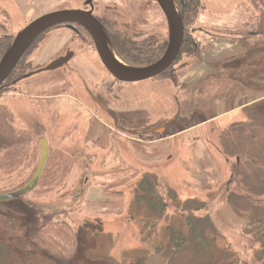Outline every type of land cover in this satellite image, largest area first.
<instances>
[{
    "label": "rangeland",
    "instance_id": "1",
    "mask_svg": "<svg viewBox=\"0 0 264 264\" xmlns=\"http://www.w3.org/2000/svg\"><path fill=\"white\" fill-rule=\"evenodd\" d=\"M87 1L0 0V23L13 39L38 16ZM198 1L185 13L195 56L149 80H115L77 24L25 51L0 88V193L30 179L41 140L48 156L34 188L0 202V264H264V0ZM90 3L120 60L132 45L154 47L134 53L139 62L164 52L155 0ZM44 217L61 256L31 247ZM171 231L189 241L176 255L164 247Z\"/></svg>",
    "mask_w": 264,
    "mask_h": 264
},
{
    "label": "water",
    "instance_id": "2",
    "mask_svg": "<svg viewBox=\"0 0 264 264\" xmlns=\"http://www.w3.org/2000/svg\"><path fill=\"white\" fill-rule=\"evenodd\" d=\"M155 1L165 16L169 32L165 51L155 62L139 67L125 64L110 49L103 26L92 14L91 10L78 8L58 9L44 13L31 20L10 40L11 43L0 58V86L15 68V64L18 63L25 51L34 43L36 38L50 28L62 24H66L65 26L69 28H73L71 26L72 24H77L88 32L100 62L116 80L123 83H135L147 79L149 80L160 75L173 64L177 57L183 40L184 26L182 18L176 9L174 0ZM70 57L71 54L59 57L48 63L44 69L50 70L60 67L65 64ZM28 75L30 74L25 76ZM40 145V159L30 179L16 190L0 193V202L17 199L28 193V191L37 184L48 156L47 141L41 140Z\"/></svg>",
    "mask_w": 264,
    "mask_h": 264
},
{
    "label": "trees",
    "instance_id": "3",
    "mask_svg": "<svg viewBox=\"0 0 264 264\" xmlns=\"http://www.w3.org/2000/svg\"><path fill=\"white\" fill-rule=\"evenodd\" d=\"M198 6H199V1L198 0H177V7H178V9H180L179 10V14H180L184 24L188 23L186 21L187 20V16H186L185 13L189 14L191 12L192 13L193 12L194 13L197 12V9H198L197 7ZM55 27H57V26H54L52 28H55ZM52 28H50V29H52ZM7 31H8V26L4 23V21H1V23H0V58L3 55V52L7 49V47L11 43L10 39H12V36H9V33ZM44 33H42L38 38H36L35 41H37ZM140 46L141 47H139L137 45L130 46V49H131V51L133 53V54L131 53L132 55L128 54V52L125 50V53L128 56H126L123 61L126 64H128L130 66H135V67L149 65V64L155 62L157 59H159L160 56L163 53V52H159L158 56L155 59H153L152 61H150V62H139V61L136 60V56H134V53L135 54H139V53L142 54V53H146V51L152 52V49H154V47H152V44H151V46H150V44L149 45L145 44V45H140ZM191 52H193V53H191ZM194 54H196V50H195L194 46H191V42L187 39V37L184 36L181 48H180V50H179V52L177 54V57L175 58L174 63L166 71H172L173 72L177 67L182 65L181 63H182L183 56L189 58V57H194L195 56ZM148 55H143V57H146ZM22 57H21V59H22ZM20 60L18 61L17 64H15L16 65L15 68L12 70V72L9 74V76L6 77V80L3 82V84H5L8 81H10L11 77H13V75L15 74L16 70L19 67ZM187 63H190V62L187 61ZM187 63H185L183 65L185 66ZM139 184L142 186V188L147 187V190H149V186L147 185V183L141 181ZM147 193H149V191H147ZM135 198L137 199V201L139 203L147 202V204L149 205L150 208L157 209L160 212H164L166 210V208H167V205L160 204V203L156 202L154 197L150 198L148 196V198H147V197L143 196V194H141V196L137 195ZM159 214H161V213H159ZM54 215H56V214L54 213ZM50 216H52V214ZM43 221H44L43 224L41 226L38 225V227L35 229V231L33 232L32 236L30 238L31 241H32L31 247H33L34 249H37V251L40 252V253H42L43 251L44 252L48 251L51 254L56 255V256L63 255L60 252L62 248L52 245V243L54 242L53 239H52V241H49V240L45 239V237H44L45 236V232L44 231L46 229H49V231H50L54 227L52 222H50L51 221L50 218L48 219L47 217H44ZM187 221H188V223L190 225H192L194 227V230H196V227L194 225L195 222L193 221V223H192V220L189 219V217L187 218ZM193 233H194L193 238L195 239V241L199 240L201 235H198L195 232H193ZM168 234H169L168 238H167V245L168 246L164 245V247H168L170 250L173 249V254L174 255L178 254L180 251H182L183 249H185V247H187L189 245L188 244L189 241L186 238L187 236L185 237L181 233L175 232V231H173V232L171 231ZM202 241H203V238H202ZM74 244H75V240H74L72 246H74Z\"/></svg>",
    "mask_w": 264,
    "mask_h": 264
},
{
    "label": "flooded vegetation",
    "instance_id": "4",
    "mask_svg": "<svg viewBox=\"0 0 264 264\" xmlns=\"http://www.w3.org/2000/svg\"><path fill=\"white\" fill-rule=\"evenodd\" d=\"M91 0H88L87 2H86V4H85V7L83 8V9H85V10H91L92 11V13H93V9H92V5H91ZM87 7H89V9L87 8ZM80 9V8H79ZM94 15V14H93ZM95 16V15H94ZM96 17V16H95ZM97 19H98V17H96ZM98 21L100 22V24L102 25V23H101V21L98 19ZM183 21V20H182ZM103 26V25H102ZM183 26H184V34H183V39H184V36L185 37H187V28L185 27L186 26V24H184L183 23ZM73 27V26H72ZM72 29V28H71ZM103 29H104V27H103ZM105 31V30H104ZM169 33V32H168ZM227 37V36H226ZM225 37V38H226ZM190 40V42H191V46H194V48L196 49V47H197V43H195L194 41H192V39H191V37H188ZM167 41H168V38H167ZM182 42H183V40H182ZM166 45H167V42H166ZM181 45H182V43H181ZM166 48V47H165ZM165 51V50H164ZM163 54V53H162ZM185 58H187V57H185ZM188 59V58H187ZM122 61V60H121ZM122 62H124V61H122ZM125 63V62H124ZM128 65V64H127ZM107 70V69H106ZM112 76V75H111ZM113 77V76H112ZM114 78V77H113ZM115 79V78H114ZM116 80V79H115ZM118 81V80H117ZM118 82H120V81H118ZM121 83H123V82H121ZM125 83V82H124ZM123 83V84H124ZM130 84H132V83H130Z\"/></svg>",
    "mask_w": 264,
    "mask_h": 264
}]
</instances>
